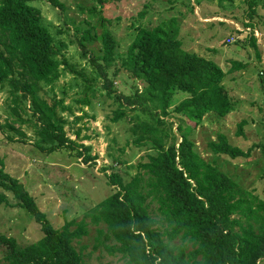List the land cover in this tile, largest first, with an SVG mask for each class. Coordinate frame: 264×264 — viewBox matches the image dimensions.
Segmentation results:
<instances>
[{
  "label": "trees",
  "instance_id": "trees-1",
  "mask_svg": "<svg viewBox=\"0 0 264 264\" xmlns=\"http://www.w3.org/2000/svg\"><path fill=\"white\" fill-rule=\"evenodd\" d=\"M28 1L0 0V88L7 86L16 104L29 101L37 135L35 146L47 152L76 148L84 160L94 158L90 145L71 138L64 128L66 118L57 106L68 110L70 106L62 104L61 99L49 102L38 93L40 82L56 81L61 74L59 65L67 61L61 51L63 44L53 42L39 10ZM49 1L63 7L60 0ZM246 1L249 21L245 23L252 26L259 0ZM173 22L138 26L127 52L119 55V63L118 42L110 29L105 27L98 35L101 54L90 55L89 61L95 75L102 79L106 95L115 96L120 105L111 120L125 114L124 106L146 111L148 118L133 114L132 142L149 145L153 152L138 163L143 172L137 171L127 181L116 171L107 174L109 182L118 188L89 208L87 214L104 223V228L97 229L96 238L101 241V235L112 237L115 241L104 243L105 248L111 254L125 256L126 264H258L264 260V200L253 205L250 192L198 154L180 124L176 126L181 130L179 140L171 133L170 115L187 116L197 123L209 111L225 115L234 107L222 82L223 68L185 49ZM91 37L90 29H85L83 38ZM252 43L255 45L254 36ZM110 66H114L115 74L126 67L143 89L136 88L131 94L118 91L108 76ZM242 66L241 61L232 60L229 71ZM71 70L84 81V95L78 100L89 104L87 91L95 77L87 76L83 68ZM11 110L16 111V106ZM245 122L244 118L238 122L237 134H242ZM3 125L0 121V127ZM207 146L214 153L230 157L247 156L251 151V146L244 149L231 143L221 131ZM0 187L12 193L14 204L25 207L42 230L37 240L25 245L0 232V243L8 246L0 264H85L73 244L74 238L87 233L85 219L70 218L61 227L53 226L23 183L4 169L2 157ZM149 196L167 221L163 229L150 211ZM0 200L8 202L5 193L0 192ZM176 237L179 243L173 242Z\"/></svg>",
  "mask_w": 264,
  "mask_h": 264
},
{
  "label": "rangeland",
  "instance_id": "rangeland-1",
  "mask_svg": "<svg viewBox=\"0 0 264 264\" xmlns=\"http://www.w3.org/2000/svg\"><path fill=\"white\" fill-rule=\"evenodd\" d=\"M60 1L63 7L49 0L28 1L39 10L53 42L63 44L61 51L67 61L59 65L61 74L56 81L40 82L38 93L49 102L61 99L62 104L70 106V110L57 106L58 112L66 118L64 128L71 138L89 144V152L95 157L84 160L76 148L47 152L35 146L37 135L30 103L25 100L16 104L7 86L0 88V121L4 123L0 127V157L4 160V169L23 183L53 226L61 227L70 218L86 220L87 233L73 239L85 264H126L125 256L118 252L111 254L105 248L104 243L115 241L112 237L101 235V241L96 238L97 229L105 225L92 220L87 211L118 188L117 184L109 182L107 174L116 171L127 181L137 171L143 172L138 163L146 161L147 153L153 152L149 145L138 146L132 142L133 114L148 118L146 111L124 106L125 114L117 121L111 120L120 105L115 96L106 95L102 79L95 75L89 61L90 55L101 54L98 35L105 27L118 42L117 63L119 55L127 52L138 26L151 27L174 20L177 36L185 49L212 59L223 68L222 82L232 97L233 109L225 115L209 111L197 123L187 116L170 115L171 133L179 140L181 130L176 126L180 124L193 140L198 154L250 192L248 197L253 205L259 199L264 200V0L256 5L252 26L245 23L249 21L246 0ZM87 28L91 39L83 38ZM232 60L241 61L243 66L229 71ZM71 68H83L87 76L95 77L87 91L89 104L78 100L84 95V81ZM113 69L114 66H110L107 72L118 91L131 94L136 88L143 89L139 79L132 78L126 67H120L117 74ZM13 106L16 111L11 110ZM242 118L246 122L242 134H237V124ZM220 131L235 145L244 149L251 146L250 154L230 157L212 152L207 142L216 139ZM145 177L143 175V179ZM0 192L5 193L8 200H0V232L14 236L18 245L37 240L42 234L40 223L25 207L14 204L11 192L2 187ZM147 201L150 211L158 218L157 226L160 229L168 226L150 196ZM173 242L179 243L180 238H174ZM6 251L8 246L0 243V259ZM258 264H264V260Z\"/></svg>",
  "mask_w": 264,
  "mask_h": 264
}]
</instances>
